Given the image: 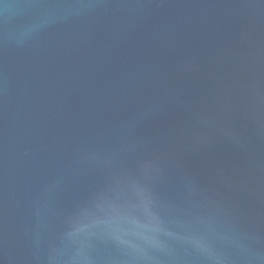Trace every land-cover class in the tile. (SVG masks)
<instances>
[{
	"label": "water",
	"instance_id": "water-1",
	"mask_svg": "<svg viewBox=\"0 0 264 264\" xmlns=\"http://www.w3.org/2000/svg\"><path fill=\"white\" fill-rule=\"evenodd\" d=\"M0 264H264V0H0Z\"/></svg>",
	"mask_w": 264,
	"mask_h": 264
}]
</instances>
